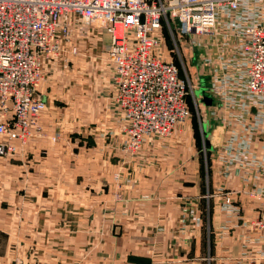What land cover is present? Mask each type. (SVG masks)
<instances>
[{
    "label": "crops",
    "instance_id": "obj_1",
    "mask_svg": "<svg viewBox=\"0 0 264 264\" xmlns=\"http://www.w3.org/2000/svg\"><path fill=\"white\" fill-rule=\"evenodd\" d=\"M80 27L64 57L45 68L38 134L11 158L0 157V264H264V233L255 226L261 201L252 197L262 175L235 161L240 141L234 149L232 134L220 149L210 142L207 181L199 160L187 170L192 156L174 162L155 152L167 145L156 138L138 153L124 151L126 123L107 59L111 37L95 25L83 35ZM211 62L210 81L223 73ZM208 91L221 115L245 118ZM249 122L231 129L252 137L251 155L260 162L264 128L252 133Z\"/></svg>",
    "mask_w": 264,
    "mask_h": 264
},
{
    "label": "built area",
    "instance_id": "obj_2",
    "mask_svg": "<svg viewBox=\"0 0 264 264\" xmlns=\"http://www.w3.org/2000/svg\"><path fill=\"white\" fill-rule=\"evenodd\" d=\"M168 16L181 34L195 39L206 65L215 53L213 70L223 73L212 76L214 93L228 110L227 105L241 100L235 107L245 117L228 120L229 126L250 121V132L263 129L264 0H0V157L17 154L40 128L46 104L37 92L45 68L64 57L76 26H83L84 35L95 25L111 37L107 59L115 70L114 102L132 134L127 151L138 153L147 139L165 137L186 123L188 78L162 52L165 24L175 39ZM231 39L235 46L229 47ZM70 52L76 56L78 48ZM226 60L240 65L230 67ZM231 139L230 149L240 141L235 161L262 175L261 189L252 197L261 201L255 226L264 233V158L257 162L252 157V137L233 134Z\"/></svg>",
    "mask_w": 264,
    "mask_h": 264
},
{
    "label": "rangeland",
    "instance_id": "obj_3",
    "mask_svg": "<svg viewBox=\"0 0 264 264\" xmlns=\"http://www.w3.org/2000/svg\"><path fill=\"white\" fill-rule=\"evenodd\" d=\"M168 21L173 27L175 39H172L168 26L165 24L163 28L164 38L162 52L166 54L170 61H173L178 68H180L181 76L184 78L186 76L188 78V104L190 117L186 123L172 128L170 133L165 135V137L156 138V140H158V144L165 142L167 145L163 147V150L156 148L155 152L164 151L169 153L172 155V161L174 160V162L178 161V155H180L181 160L184 154L188 157L192 156L190 157V160L187 159V170H189L191 163L194 160L197 159V162L199 160L198 169H201V173L204 178L206 177L207 181V178L209 180L210 177V156L212 154L210 148L214 145V147L220 149L219 144L222 142V138L225 135L235 134L237 136V134L229 126L231 122H228V113L221 115L217 111L216 107H212L217 105L218 102L214 100L215 103L213 104L212 102V105L207 102L208 99L212 100V95L208 91V87H213V85L212 80L210 81L209 69L201 59L204 54L203 50L199 46H194L193 43L195 39L190 38L188 35L181 34L176 27L177 24L172 22L169 16ZM213 56H215V53H212L207 60H213V58H211ZM213 98H216L219 101L216 96H213ZM219 102L221 103V101ZM240 102L241 100L234 101L230 105H227V107H229V110L236 109L235 106H237ZM252 116L254 117V114ZM122 117L126 123L122 132L124 133L127 143H129L132 138L130 126L124 116ZM194 125L197 126V132ZM39 130L40 128L32 132V136L30 137L27 145L34 137H36ZM210 142H212L213 145H211ZM26 146L21 147L20 150L26 148ZM128 147L130 146L127 144V146L124 147V151H126ZM192 169H194V167H192Z\"/></svg>",
    "mask_w": 264,
    "mask_h": 264
},
{
    "label": "water",
    "instance_id": "obj_4",
    "mask_svg": "<svg viewBox=\"0 0 264 264\" xmlns=\"http://www.w3.org/2000/svg\"><path fill=\"white\" fill-rule=\"evenodd\" d=\"M207 102L212 105V100L211 99H208Z\"/></svg>",
    "mask_w": 264,
    "mask_h": 264
},
{
    "label": "trees",
    "instance_id": "obj_5",
    "mask_svg": "<svg viewBox=\"0 0 264 264\" xmlns=\"http://www.w3.org/2000/svg\"><path fill=\"white\" fill-rule=\"evenodd\" d=\"M194 128H196L195 130H196V132H197V126H196V125H194ZM198 139H199V137H198Z\"/></svg>",
    "mask_w": 264,
    "mask_h": 264
}]
</instances>
